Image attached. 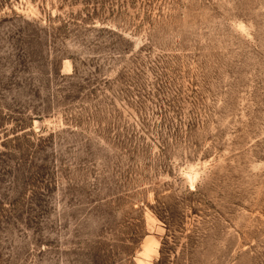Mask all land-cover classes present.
Segmentation results:
<instances>
[{"label":"rangeland","instance_id":"1","mask_svg":"<svg viewBox=\"0 0 264 264\" xmlns=\"http://www.w3.org/2000/svg\"><path fill=\"white\" fill-rule=\"evenodd\" d=\"M0 264H264V0H0Z\"/></svg>","mask_w":264,"mask_h":264}]
</instances>
